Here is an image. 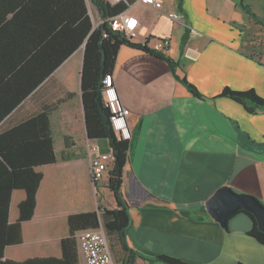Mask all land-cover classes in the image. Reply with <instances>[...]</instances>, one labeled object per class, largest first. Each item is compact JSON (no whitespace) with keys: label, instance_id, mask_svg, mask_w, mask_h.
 Wrapping results in <instances>:
<instances>
[{"label":"crops","instance_id":"crops-1","mask_svg":"<svg viewBox=\"0 0 264 264\" xmlns=\"http://www.w3.org/2000/svg\"><path fill=\"white\" fill-rule=\"evenodd\" d=\"M50 1L54 8L44 9L41 4L45 0H39V10L26 14L27 21L40 24L55 13L62 27L81 14L79 0ZM88 1L83 3L95 29L101 20ZM181 1V6L179 0L177 3L183 17L180 21L168 19L163 11L139 0L123 12L138 21V28L128 35L132 43L146 42L152 49L156 39L168 38L169 48L161 54L179 66L175 76L159 58L130 46L118 49L112 83L120 103L130 111L131 138L121 191L130 221L126 241L133 254L126 260L115 244L110 254L115 264H163L151 261L160 255L187 264H264V246L248 234L253 224L246 214H234L222 227L207 215L204 206L223 187L238 195H251L264 205V114H250L239 103L220 96L224 88L254 90L264 96V0ZM4 12L0 7V14ZM82 16L68 25L66 36L70 38L65 47L72 42L70 31ZM90 32L15 106L27 83L54 65L57 48L53 54L46 49L48 55L18 63L13 72L22 69L20 75L10 73L0 79V107L10 110L0 122V133L36 117L45 105L73 94L51 112L49 129L56 163L36 169L44 170V179L34 219L23 224L22 245L5 249L7 259L59 257L69 215L94 212L99 200L109 210L116 206L107 176L94 185L85 149L81 73ZM9 45L0 42L1 69L8 60L3 55ZM183 78L202 97L192 95L180 83ZM65 137L71 138L68 148ZM98 144L106 153L105 144ZM22 198L23 193L14 192L11 221L17 218L16 204ZM78 264H86L79 253Z\"/></svg>","mask_w":264,"mask_h":264},{"label":"trees","instance_id":"trees-1","mask_svg":"<svg viewBox=\"0 0 264 264\" xmlns=\"http://www.w3.org/2000/svg\"><path fill=\"white\" fill-rule=\"evenodd\" d=\"M38 1L8 0L0 3V7L5 9V12L0 14V42H3L5 46L7 43L10 44L8 50H5L7 53L3 55L8 60L5 68H0V79L2 77L4 79L3 75L10 73H13V77L16 74L20 75L22 69L13 72L18 63L25 62L24 64H26L31 59H36L39 54L48 55L46 49L51 50V54H53L57 48L55 50L57 60L54 65L50 66L42 77L27 83V90L22 92L20 98H16L15 106L27 94L36 89L44 77H47L66 57L75 51L85 41L87 33L91 30L84 47V63L81 73V101L85 132L88 139L105 144L106 150L111 151L112 158L107 174V188L112 194L116 206L109 210L102 206L103 204L99 200L96 211L69 215L66 220L67 236L60 241L61 255L59 257L27 258L23 261H13L5 257V249L22 245L23 224L34 219L37 194L44 179V170L37 171L36 169L46 165L52 166L56 163L54 140L49 129L50 115L54 109L66 102L73 94L57 99L54 103L45 105L42 112L36 117H32L18 127L0 133V264H78L75 236L85 230L95 231L98 229L104 231L109 252H112L113 244H115L124 252L126 260H129L133 254L126 241V231L130 221L127 211L128 205L121 191L124 169L128 159L129 141L119 139L112 130L110 109L102 97L104 88L102 80L107 77L112 78L116 55L121 46H130V48L138 49L165 61L175 76V70L178 69L179 65L162 55L161 52L151 50L146 43H132L125 32L115 31L108 26L106 22L108 18L122 14L135 0H122L114 4H110L107 0H89L99 13L101 20L95 29H92L83 0H79L83 16L70 31L72 42L67 47H65V43L66 41L69 42L70 38L66 36L70 29L68 25H73L81 14L76 15L73 22L66 21L68 25L62 27H60L62 20L55 13L53 16L49 15L41 20L40 24H36L34 21L30 23L25 15L39 10ZM181 3L182 1L179 0V6ZM41 6L44 9L54 8V4L50 0H45V4H41ZM9 15L10 18L8 19ZM24 27L27 29L22 32ZM187 35L188 32L182 36L181 50L186 44ZM180 81L192 95L202 97L185 78ZM220 96L239 103L250 114H264V96H258L254 90L237 91L224 88ZM8 111H10L8 108L7 111H2L0 107V122L8 114ZM32 124L35 128L33 135L31 133ZM28 137L30 139H27ZM70 139V137L64 138L65 148H68L67 141ZM17 140H19L18 145L16 144ZM62 159L66 160L68 157L62 156ZM14 192L23 193V198L16 204L17 218L11 221V203ZM239 213H244L250 218L253 225L248 234L264 246V232L258 230L254 217L248 212L240 211ZM151 261L163 264H187L167 255L156 256Z\"/></svg>","mask_w":264,"mask_h":264},{"label":"built area","instance_id":"built-area-1","mask_svg":"<svg viewBox=\"0 0 264 264\" xmlns=\"http://www.w3.org/2000/svg\"><path fill=\"white\" fill-rule=\"evenodd\" d=\"M119 1L122 0H116V2ZM139 1L143 4H147V6L155 10L163 11L170 20L180 21L183 19L182 14L177 8L178 0ZM106 22L113 30L120 32L123 31L127 35L133 33L138 28L137 19L126 15L125 13L116 17H110ZM169 44L170 40L168 38H158L155 40L151 50L163 52L168 50ZM102 83L104 85L102 97L105 104L110 109L112 130L119 139L129 141L131 138L129 130L130 126L128 123L130 111L120 103L119 98L117 97L118 94L112 83V78L107 77L102 80ZM85 149L88 156L91 179L94 185L97 186V184L104 180L109 172L112 158L111 151L103 153L99 144L95 140H86ZM105 237L102 229L95 231L85 230L75 236L77 249L79 251L78 253L84 259L86 264H115L109 254L110 252Z\"/></svg>","mask_w":264,"mask_h":264},{"label":"water","instance_id":"water-1","mask_svg":"<svg viewBox=\"0 0 264 264\" xmlns=\"http://www.w3.org/2000/svg\"><path fill=\"white\" fill-rule=\"evenodd\" d=\"M204 206L207 215L218 221L222 227L227 225L231 216L242 211L250 213L258 225V230L264 232V206L251 195H238L229 187H223L217 189Z\"/></svg>","mask_w":264,"mask_h":264},{"label":"rangeland","instance_id":"rangeland-1","mask_svg":"<svg viewBox=\"0 0 264 264\" xmlns=\"http://www.w3.org/2000/svg\"><path fill=\"white\" fill-rule=\"evenodd\" d=\"M88 3H89V1H88ZM89 5H90V3H89ZM56 117L54 118V120H55L54 128H56V126L58 125V119H57L58 117L57 118Z\"/></svg>","mask_w":264,"mask_h":264}]
</instances>
